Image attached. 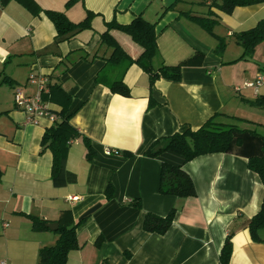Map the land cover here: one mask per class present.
<instances>
[{
  "label": "crops",
  "instance_id": "0c3cea01",
  "mask_svg": "<svg viewBox=\"0 0 264 264\" xmlns=\"http://www.w3.org/2000/svg\"><path fill=\"white\" fill-rule=\"evenodd\" d=\"M31 1L40 10L64 12L72 21L84 18L87 11L95 15L91 29L58 42L54 25L42 11L32 13L17 0L0 5V262L37 264L38 251L54 245V231H34L31 216L57 226L78 223L79 247L68 254L66 264H220L229 232V264H264V242L252 241L247 229L264 201V185L247 166L257 145L243 153L207 154L186 163L170 151L143 155L158 138L185 127L196 130L217 113L238 117L235 111L245 100L264 96V84L256 92L244 87L264 75V42L252 57L238 60L242 48L233 37L264 20V4L225 14L210 7V0H76L69 7L68 0ZM186 13L214 20L212 34ZM137 15L156 24L158 54L153 66L182 63L181 75L177 82L160 78L150 85L149 76L131 65L123 78L130 95L122 97L95 81L105 61L81 55L95 51L106 22L125 25ZM112 34L133 58L138 56L139 48L127 36ZM219 39L225 47L218 55ZM32 74L46 76L71 98L70 124L81 137L69 144L66 169L76 174L75 184L55 188L51 183L52 155L41 152L40 143L52 122L41 118L29 124L15 107V88L29 96L36 93V85L29 82ZM45 95L44 102L56 116L60 101ZM253 123L259 129H252L264 135V125ZM82 137L91 144V160L86 159ZM162 163L182 165L196 195L160 194ZM108 184L113 188L110 200L105 199ZM135 199L140 209L128 205ZM98 204L96 211L78 220ZM171 210L174 219L164 234L143 229L146 213L165 216ZM261 235L264 239V232Z\"/></svg>",
  "mask_w": 264,
  "mask_h": 264
},
{
  "label": "trees",
  "instance_id": "16d2710c",
  "mask_svg": "<svg viewBox=\"0 0 264 264\" xmlns=\"http://www.w3.org/2000/svg\"><path fill=\"white\" fill-rule=\"evenodd\" d=\"M11 0H0V5L4 6ZM21 2L30 12L38 13L42 11L52 22L56 31V41H67L83 30L91 29V19L95 15L93 12H86L84 18L79 21L70 20L64 12L52 10H40L31 0H17ZM76 0H68L66 7L71 6ZM179 1V0H178ZM206 0H202L201 4ZM264 4V0H210V7H215L225 14H230L236 7H247ZM209 15L212 12L209 11ZM208 33L212 34L214 20L190 16ZM156 24L145 20L141 15H137L129 24H118L115 21L105 23L104 31L99 35L97 47L91 54H83L82 58L91 61L95 57H100L105 61L103 68L97 73L95 81L109 89L112 94L122 97H129L130 91L124 83V74L131 65H137L148 76L150 85L154 81L162 78L177 82L180 80L182 63L176 65L161 64L157 68L153 66V61L158 54ZM113 32H119L127 36L140 50L137 57L133 58L118 43L113 36ZM233 37L236 43L242 48V53L238 60L252 57L257 45L264 42V20L259 21L252 29L235 33ZM225 43L223 39L218 40L215 52L219 55L223 51ZM101 51V54H99ZM62 63H65L62 60ZM46 93L50 100L60 101L61 110L55 116L51 127L45 130L41 138V149L43 152L49 150L52 155L50 180L55 188L65 187L75 184L77 176L66 169V157L69 144L72 140L81 137L79 132L70 124L73 113L69 112L71 102L70 96L56 84H46ZM45 94V93H43ZM42 94V96H43ZM47 95L43 96L46 98ZM62 98V99H61ZM254 108L264 109V96H258L254 100L244 101ZM243 119L217 113L208 118L196 130L185 127L182 131L175 132L169 136L156 139L143 152L147 157H156L159 154L170 151L183 157V162H189L196 157L226 153L238 150L243 153L252 149V145H257V153L248 156V169L256 173L264 185V135L255 129L240 128L238 123ZM252 124H254L252 122ZM87 149L86 159L91 160L93 151L89 140L82 137ZM113 153L130 158L131 152L112 150ZM159 192L163 195H172L180 198L194 197L196 190L191 177L183 170L182 165H172L162 163L159 170ZM113 196V188L108 184L105 190V199L110 200ZM136 209L141 208L139 199L131 200L128 203ZM175 211H169L165 216H156L146 213L143 218V229L146 232L164 234L171 226ZM32 222L34 231H46L48 228L46 221L28 216ZM78 225L64 226L58 225L54 231L56 241L54 245L42 247L38 251L37 264H66L68 254L76 250L79 246L76 240L75 228ZM247 229L250 238L254 242H264L262 232H264V201L258 212L247 222ZM232 232L225 237L223 246L219 253V263L229 264L232 253ZM100 240L96 245H99Z\"/></svg>",
  "mask_w": 264,
  "mask_h": 264
},
{
  "label": "built area",
  "instance_id": "2783aa9c",
  "mask_svg": "<svg viewBox=\"0 0 264 264\" xmlns=\"http://www.w3.org/2000/svg\"><path fill=\"white\" fill-rule=\"evenodd\" d=\"M29 82L36 85L37 91L34 95L29 96L26 95L20 88H15L13 100L16 109L25 114L26 122L29 124H37L41 118H46L53 123L55 115L48 109V106L44 102L42 96L43 93L47 92V77L41 74H32L29 76ZM262 84H264V75H259L254 81L245 82L244 87L251 88L256 92ZM236 90L238 91L239 89L236 88ZM7 226V223H2V227ZM0 264L6 263L0 262Z\"/></svg>",
  "mask_w": 264,
  "mask_h": 264
},
{
  "label": "rangeland",
  "instance_id": "374dc122",
  "mask_svg": "<svg viewBox=\"0 0 264 264\" xmlns=\"http://www.w3.org/2000/svg\"><path fill=\"white\" fill-rule=\"evenodd\" d=\"M254 53H255V50H254ZM254 53H253V55H254ZM261 65H264V63H262ZM239 107H240L239 110H236L234 115L243 119V121H240L238 123V126L240 128L251 129V130H252V128H256L257 126L252 125V121L257 123V124L264 125V113H257L258 111H254L252 106H250L247 103H243V104L239 105Z\"/></svg>",
  "mask_w": 264,
  "mask_h": 264
},
{
  "label": "water",
  "instance_id": "95a60500",
  "mask_svg": "<svg viewBox=\"0 0 264 264\" xmlns=\"http://www.w3.org/2000/svg\"><path fill=\"white\" fill-rule=\"evenodd\" d=\"M99 204L96 206H93L92 208L88 209L86 212H84L80 217H79V221L86 218L87 216H89L90 214H92L94 211H96L99 208ZM46 227L50 230V231H55L57 229V224L56 223H48L46 224Z\"/></svg>",
  "mask_w": 264,
  "mask_h": 264
}]
</instances>
